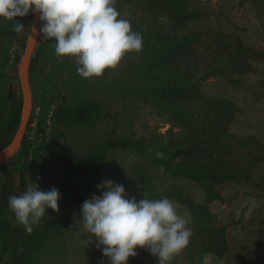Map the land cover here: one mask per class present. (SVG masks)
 Returning <instances> with one entry per match:
<instances>
[{
	"label": "rangeland",
	"instance_id": "rangeland-1",
	"mask_svg": "<svg viewBox=\"0 0 264 264\" xmlns=\"http://www.w3.org/2000/svg\"><path fill=\"white\" fill-rule=\"evenodd\" d=\"M115 6L142 35L143 47L100 78H81L74 58L63 64L54 41L41 36L34 52V57L40 49L43 53L32 85L36 116L44 108L51 117L65 92L98 102L99 112L91 126L56 130L52 144L46 137L34 161L32 151L51 129L39 130L37 120L29 124L23 141L31 153L29 165L22 171L15 166L26 157L21 147L0 169V197L10 184L20 194L24 182L32 181L44 191H60V163L69 150L82 154L120 140L126 147L107 152L86 198L100 195L97 186L112 180L137 200L173 201L180 214L189 215L192 236L168 264H262L257 258L264 230V61L247 59L251 69L231 79L220 75L196 82L227 51L211 40L222 39L219 33L264 47V0H116ZM17 19L24 24L20 33L12 21L0 20V140L12 105L23 101L19 65L27 40L19 38L29 35L33 14ZM79 218L77 210L73 226L52 236L28 264H110L95 243L89 244L88 234L77 231ZM15 222L9 212L7 233ZM13 250L11 245L9 253ZM137 252L129 264H158L148 251Z\"/></svg>",
	"mask_w": 264,
	"mask_h": 264
},
{
	"label": "clouds",
	"instance_id": "clouds-1",
	"mask_svg": "<svg viewBox=\"0 0 264 264\" xmlns=\"http://www.w3.org/2000/svg\"><path fill=\"white\" fill-rule=\"evenodd\" d=\"M115 4L116 0H0V20L12 21L13 30L20 33L24 24L17 18L39 15L41 35L54 41L55 56L74 58L81 78H100L143 47L142 35L133 31ZM156 156L163 158V153L157 151ZM97 188L101 194L82 203L76 227L88 234L89 244L95 243L110 264H129L137 249L148 251L158 264H168L189 245L190 217L180 214L173 201L145 196L137 200L112 180ZM61 195L55 187L44 191L32 181L20 194L9 196L7 206L16 223L31 234L48 210L60 211Z\"/></svg>",
	"mask_w": 264,
	"mask_h": 264
},
{
	"label": "trees",
	"instance_id": "trees-1",
	"mask_svg": "<svg viewBox=\"0 0 264 264\" xmlns=\"http://www.w3.org/2000/svg\"><path fill=\"white\" fill-rule=\"evenodd\" d=\"M115 7L119 10L117 6ZM219 34L222 36V39L212 38L211 40L213 43L215 42L220 49H226L227 51L225 54L215 57V59L212 60V66H209V71L203 73L196 84L215 76L222 75L231 79L233 74H242L251 69L247 59L264 61V47L257 48L245 44L240 38L238 40L234 38L230 40L225 35H222L223 33ZM28 36L25 37L24 35L20 37L19 42L24 43V41L28 39ZM187 44L189 43H182L183 46ZM203 44H206L205 41H203ZM42 46H44V43H42ZM218 54L219 52H216V55ZM42 58V49L37 51L35 57L33 55L30 68L31 85H33L34 81L41 73ZM69 59L71 58L65 57L63 64H68ZM215 64H218V67H216ZM238 83L242 86L241 82ZM19 88H21L20 82ZM234 109L236 110L237 107H234ZM234 109L232 111H235ZM36 110L37 108L33 112L29 128L34 121L37 120V128L39 130L50 128L51 132L48 136L43 135L42 137L45 139L42 140L38 148L32 151L33 161L36 159L37 153L46 145V137H49L47 144H52L54 142L56 130H64L68 127H86L94 124L97 113L99 112V103L82 96L71 98L68 92H65L63 97L59 99L51 117L50 113H45L44 108H41L40 114L36 116ZM21 113L22 101L15 102L10 109L9 117L3 129V135L0 140V151L11 143L17 133L21 122ZM255 145H259V140L254 143V146ZM25 146L26 141L21 148V153L25 154L26 157L15 163L19 171H22L24 167L27 168L29 165L28 161L31 153L28 154L29 151L25 150ZM125 147V142L113 140L106 141L99 145H93L82 154L74 149L69 150L63 156L60 163L59 172L61 180L64 182L60 190L62 194L60 211L57 213L48 210L41 222L34 226L31 234L26 233L24 228L16 222L13 225L12 233H7L5 230V217L10 212L7 206L8 198L13 194H19L17 186L15 184H10L9 193L4 197H0V264L30 263L35 255L45 249L52 236L56 234L61 235L65 229L71 228L73 226L71 219L75 211L80 210L82 203L89 199L84 196V191H93L98 183L101 167L107 152L116 151ZM262 157L264 158V147ZM26 187L27 184L24 182V189ZM258 238L261 240L260 247L263 246V250H260L262 254L257 260L259 259V261L264 264V230L263 235H259ZM11 245L14 246V250L9 253ZM8 254H10L9 260H7Z\"/></svg>",
	"mask_w": 264,
	"mask_h": 264
},
{
	"label": "water",
	"instance_id": "water-1",
	"mask_svg": "<svg viewBox=\"0 0 264 264\" xmlns=\"http://www.w3.org/2000/svg\"><path fill=\"white\" fill-rule=\"evenodd\" d=\"M41 28L42 21L39 19V15L33 14L31 30L19 65V79L23 96L21 122L11 143L0 151V169L22 147L34 112V94L31 85L30 68L35 49L41 38Z\"/></svg>",
	"mask_w": 264,
	"mask_h": 264
}]
</instances>
